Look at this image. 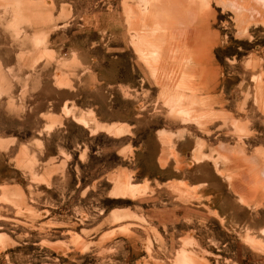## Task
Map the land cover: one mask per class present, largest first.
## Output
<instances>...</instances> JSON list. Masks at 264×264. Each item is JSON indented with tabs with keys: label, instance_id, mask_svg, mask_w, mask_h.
<instances>
[{
	"label": "rangeland",
	"instance_id": "374dc122",
	"mask_svg": "<svg viewBox=\"0 0 264 264\" xmlns=\"http://www.w3.org/2000/svg\"><path fill=\"white\" fill-rule=\"evenodd\" d=\"M260 176L264 0H0V264H264Z\"/></svg>",
	"mask_w": 264,
	"mask_h": 264
},
{
	"label": "bare ground",
	"instance_id": "6f19581e",
	"mask_svg": "<svg viewBox=\"0 0 264 264\" xmlns=\"http://www.w3.org/2000/svg\"><path fill=\"white\" fill-rule=\"evenodd\" d=\"M263 6V5H262ZM261 14V13H260ZM247 175V174H246ZM249 176V175H248ZM249 178V177H248ZM250 179V178H249ZM248 179V180H249ZM260 180H258L259 181V183H261V180L263 181V179H262V177L260 176V178H259ZM250 181V180H249ZM264 182V181H263ZM253 185V184H252ZM258 186H261V185H258ZM263 191V190H262ZM263 193V192H262Z\"/></svg>",
	"mask_w": 264,
	"mask_h": 264
}]
</instances>
